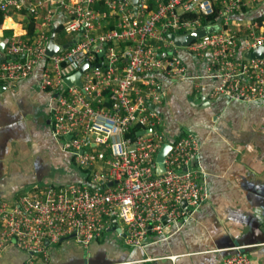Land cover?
Wrapping results in <instances>:
<instances>
[{
  "label": "built area",
  "instance_id": "built-area-1",
  "mask_svg": "<svg viewBox=\"0 0 264 264\" xmlns=\"http://www.w3.org/2000/svg\"><path fill=\"white\" fill-rule=\"evenodd\" d=\"M0 12L25 13L36 24L33 37L14 34L6 43L0 88L14 90L40 71L37 87L48 95L52 138L80 172L78 180L37 183L0 201V257L14 246L29 255L27 264H49L50 246L75 235L90 251L110 229L144 251L182 230L209 193L201 141L191 133L171 140L163 130V77L195 80L184 54L205 61L217 83L211 99L264 102V58L246 57L264 47V20L250 19L264 18V0H0ZM185 13L200 17L183 20ZM201 17L213 21L203 26ZM111 19L118 20L116 29L102 31ZM59 26L70 43L58 41ZM210 27L218 31L185 48L169 38ZM53 35L70 47L48 57ZM86 64L91 68L80 85H68ZM136 128L137 137H127ZM165 145L171 151L157 175ZM218 264L253 261L236 253Z\"/></svg>",
  "mask_w": 264,
  "mask_h": 264
},
{
  "label": "crops",
  "instance_id": "crops-1",
  "mask_svg": "<svg viewBox=\"0 0 264 264\" xmlns=\"http://www.w3.org/2000/svg\"><path fill=\"white\" fill-rule=\"evenodd\" d=\"M258 15L257 17L251 15V17L263 18L262 13ZM20 19L22 17L15 14L13 17L6 18L2 31L13 30L14 34L18 35L26 32L19 22ZM9 21L12 27L8 25ZM181 56L188 67L189 74L195 80L191 82L163 77L167 88L162 107L165 112L163 130L171 140L187 136L186 131H189L201 141L200 167L207 178L209 193L207 201L182 230L172 231L166 241L157 242L144 251L128 246L124 236H120L116 229H110L92 245L90 251L73 240L62 241L55 245L56 247L50 246L49 264L81 258L83 254H92L101 247L109 250L106 256H115L120 259L130 257L138 264H218L222 257L220 251L216 249V244L228 235L239 237L241 233H246L247 224L251 221V213L260 214L264 211V102L229 101L223 96L211 99L217 83L208 78L205 61H193L191 57L184 54ZM39 74L40 71L34 78L4 94L1 93L0 88V101L18 106L23 116L22 121L28 131L31 130L34 133L26 150L22 149L20 143L15 142L21 150L18 146L14 147V143L11 155L19 154L16 150L26 153V159L33 154L34 159L38 157L37 171L45 174L47 163L50 161L55 169L62 167L66 154L61 151L58 143H54L57 150L50 151L51 145L44 139V135H50L52 141H55L51 134L48 95L37 87ZM27 93L29 94L26 100L28 113L19 103ZM3 96L5 98L1 99ZM42 99L46 101V115L49 118L45 130L35 128L30 121H27V119L30 120L28 117H31L30 112L33 111V107L40 105ZM204 101L209 102L210 105L201 107ZM189 114L194 116L196 123L201 124L196 126L197 133L188 126ZM35 117L39 119L40 114H36ZM38 154H41L40 157L37 156ZM32 161L28 163L27 160L28 164L25 168L22 164L7 162L9 172L11 167L19 166L21 172L33 173L28 170ZM75 168L77 169L76 166ZM68 173L64 179L61 173H56L54 178L45 177L46 179L44 178L38 184L46 180L65 183L78 180L80 177L78 169ZM33 185L0 201L17 199ZM249 256L253 264H264V246L260 251ZM28 258L29 255L26 252L13 246L2 254L0 264H27Z\"/></svg>",
  "mask_w": 264,
  "mask_h": 264
},
{
  "label": "water",
  "instance_id": "water-1",
  "mask_svg": "<svg viewBox=\"0 0 264 264\" xmlns=\"http://www.w3.org/2000/svg\"><path fill=\"white\" fill-rule=\"evenodd\" d=\"M135 5L137 1L134 2ZM218 31L217 27L203 28L199 31L193 32L187 36L177 37L174 34L169 35L171 40H174L175 45L179 48H185L195 41L204 38L208 35L214 34ZM7 44L4 41L0 42V63L7 60L5 55ZM70 46H61L55 41V36L51 37V41L47 50V56L52 57L57 53L68 49ZM248 59H262L264 58V47L257 51L250 52L246 55ZM91 68L90 64L83 66L77 73L66 79V83L70 86L80 85L81 75ZM5 87L1 88V93H6ZM210 105L209 102H202L201 107ZM199 106V105H197ZM22 113L18 106L10 102L0 101V200L9 198L11 195L17 194L21 189L42 182L45 174L36 177L35 173H23L19 166L11 167L10 172L7 165V159L13 151V144L20 143L23 150L27 149V144L31 141V136L34 133L28 131L27 126L22 121ZM146 132H141L144 135ZM147 133H151L148 130ZM189 134V131H186ZM70 140V136L66 138ZM171 151L170 145H165L158 153L156 159L157 175H162L165 172V159ZM43 174V173H42ZM247 232L241 233L239 237L228 235L221 239L216 244V249L220 251L221 257L243 253L247 256L254 252L260 251L264 246V211L260 214L251 213V221L247 224ZM120 231L118 230V233ZM75 235L65 241L73 240ZM47 246L49 244L47 243ZM108 249L101 247L98 251L92 254H83L81 258H71L70 260L59 261L56 264H138L130 257L117 258L115 256H106ZM107 257V258H105Z\"/></svg>",
  "mask_w": 264,
  "mask_h": 264
},
{
  "label": "trees",
  "instance_id": "trees-1",
  "mask_svg": "<svg viewBox=\"0 0 264 264\" xmlns=\"http://www.w3.org/2000/svg\"><path fill=\"white\" fill-rule=\"evenodd\" d=\"M95 8L100 11V12H106V8L100 4H97L95 6ZM218 11V10H217ZM14 13L13 12H8V13H3V12H0V27L3 26L6 18L8 17H13ZM21 17L22 19H20V23L23 25V28L24 30L27 32V36L29 37H33L34 34L36 33V24H35V20L34 18L32 17H28L25 13H21ZM198 17L200 16H197L196 14H193V13H185L182 17L183 20H195L197 19ZM201 20L203 22V26H207L210 21H213L212 18L208 17V18H205V17H201ZM255 22H258L259 24L262 23V21L264 20V18H257V19H254ZM117 22L118 20L117 19H111L109 21V23L107 24L106 28L103 27L101 30L104 31L105 30H113V29H116V25H117ZM9 26H11L10 24V21L7 22ZM12 27V26H11ZM57 34L59 36V39L58 41L61 42V43H64V44H67V43H70L71 42V39L66 36V34L63 32V28L61 26L58 27L57 29ZM14 35V31L13 30H5L3 32V36L0 37V40L2 39L3 41H5L7 44L9 43L10 39L13 37ZM61 36V38H60ZM193 60V59H192ZM195 61V60H193ZM139 132V129H133L131 131V133H129L127 135V137H131V138H136L137 137V134ZM47 182V181H46ZM45 183V182H43Z\"/></svg>",
  "mask_w": 264,
  "mask_h": 264
},
{
  "label": "flooded vegetation",
  "instance_id": "flooded-vegetation-1",
  "mask_svg": "<svg viewBox=\"0 0 264 264\" xmlns=\"http://www.w3.org/2000/svg\"><path fill=\"white\" fill-rule=\"evenodd\" d=\"M8 91V90H7ZM41 92V91H40ZM42 93V92H41ZM29 94H25L23 98L20 99L19 103H21V106H22V109L28 113V108L26 106V100H28V97ZM46 101L44 99H42L40 105H37L35 107H33V111H31V117H28L30 118V120L27 119V121H30V123L33 125V127L35 128H40L41 130H45L47 128V123H49V118L47 117L46 115ZM39 112V113H37ZM36 114H40V118L36 119L35 115ZM44 139L45 141L49 142V145L51 146H54V143H57L55 141H52V139L50 138V135H44ZM15 146H18V148L21 150L20 146L18 144H14V147ZM41 154H38L37 156L40 157ZM44 156V155H43ZM37 159H34L32 161V163H30V168L28 167V170H30L31 172L35 173L36 174V177L38 178L39 176H42L44 174H42L41 171H37L38 170V166H37ZM51 162V161H50ZM48 162L47 163V170L45 171V177L48 179V178H54L55 177V172H56V169H55V166L54 165H51L52 162L50 163ZM45 178V179H46Z\"/></svg>",
  "mask_w": 264,
  "mask_h": 264
},
{
  "label": "rangeland",
  "instance_id": "rangeland-1",
  "mask_svg": "<svg viewBox=\"0 0 264 264\" xmlns=\"http://www.w3.org/2000/svg\"><path fill=\"white\" fill-rule=\"evenodd\" d=\"M250 19H252V17H250ZM4 98H5V96H3L1 99H4ZM197 125H201V124L196 123V119L194 118V116L189 114L188 115V126L191 128V130L193 132H195V129H196ZM195 133H197V132H195ZM54 149L57 150L55 148V146H51L50 151H55ZM16 153H19V154H14L13 153L9 157L7 162L8 163L11 162V164L15 163L17 165L22 164L23 168H25L26 165L29 162H31L34 159V157H35V156H33V154H31V155L27 156V159H26V153H24L22 151L19 152V150H16ZM27 160H28V163H26ZM56 171L57 172H55V174L56 173H61L63 175L62 178L64 179L65 176H67L69 174L68 172L77 171V169L75 168L74 164L72 163L71 158L69 156H67V155H64V164L62 165V167L57 168ZM46 181H51V180H46ZM46 181H44V182H46ZM110 237H111V235H110ZM54 247H56V246L54 245Z\"/></svg>",
  "mask_w": 264,
  "mask_h": 264
},
{
  "label": "bare ground",
  "instance_id": "bare-ground-1",
  "mask_svg": "<svg viewBox=\"0 0 264 264\" xmlns=\"http://www.w3.org/2000/svg\"><path fill=\"white\" fill-rule=\"evenodd\" d=\"M19 32V31H18ZM20 32H21V29H20Z\"/></svg>",
  "mask_w": 264,
  "mask_h": 264
}]
</instances>
